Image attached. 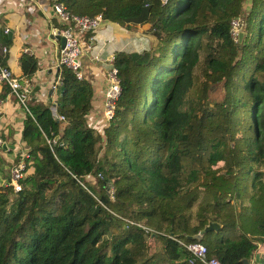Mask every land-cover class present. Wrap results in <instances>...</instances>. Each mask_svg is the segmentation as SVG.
Returning a JSON list of instances; mask_svg holds the SVG:
<instances>
[{"label":"trees","instance_id":"1","mask_svg":"<svg viewBox=\"0 0 264 264\" xmlns=\"http://www.w3.org/2000/svg\"><path fill=\"white\" fill-rule=\"evenodd\" d=\"M59 1L146 25L153 42L112 49L119 92L102 126L86 118L91 83L66 67L53 109L26 101L8 168L0 154V264H204L189 242L220 264H264V0ZM9 43L1 26L13 74ZM18 63L29 80L35 57ZM21 160L14 189L4 181Z\"/></svg>","mask_w":264,"mask_h":264},{"label":"crops","instance_id":"2","mask_svg":"<svg viewBox=\"0 0 264 264\" xmlns=\"http://www.w3.org/2000/svg\"><path fill=\"white\" fill-rule=\"evenodd\" d=\"M1 26L7 28L10 38L7 65L15 76L23 77L18 63L22 52H28L35 57L36 67L29 79L30 88H24L27 100L42 103L55 101L58 88L48 90L59 72L56 54L60 43L55 33L59 24L51 12L49 0H0ZM117 26L120 27L116 22L102 19L81 55V63L86 69L92 88V110L86 116L92 126L104 124L98 111L105 87L106 59L113 54L112 49L122 48L124 45V37L122 41L119 40L121 43L117 41ZM34 86L37 88L34 89ZM23 116V108L12 95L6 93L0 103V133L8 138L6 147L0 151L4 168H8L14 152L18 150L17 142ZM5 177L6 171L0 174V180Z\"/></svg>","mask_w":264,"mask_h":264},{"label":"built area","instance_id":"3","mask_svg":"<svg viewBox=\"0 0 264 264\" xmlns=\"http://www.w3.org/2000/svg\"><path fill=\"white\" fill-rule=\"evenodd\" d=\"M51 12L58 22L55 33L56 37H63V44L59 46L56 54V65L60 69L66 67L74 75V77L89 78L86 74V69L81 63V55L84 49V42L81 40L80 34L88 29H96L99 23L102 21L100 13L93 15H78L73 14L65 9L62 2L59 0H49ZM241 21L240 16H235L229 21V33L235 40L237 32L240 29ZM7 28L4 27V31ZM6 47L0 46V53H4ZM107 68L104 70L105 87L102 92L101 107L98 111L103 121H107L113 114L114 101L119 92V79L117 76V69L113 64V55H110L107 59ZM60 76L57 73L54 80L51 83V87L54 89L60 85ZM91 83V82H90ZM5 86L7 93L12 95L24 112H28L26 107L27 93L24 91L25 87L30 88V81L25 77H18L5 67L0 65V87ZM1 103V99H0ZM54 106H51L53 109ZM2 140L0 139V144ZM23 166L22 160L17 162L10 168L9 178H6L4 182L6 184H12L14 189L18 188L16 179L21 175V168ZM187 250L197 259L204 264H220L214 257L205 256V248L199 242L186 243Z\"/></svg>","mask_w":264,"mask_h":264},{"label":"rangeland","instance_id":"4","mask_svg":"<svg viewBox=\"0 0 264 264\" xmlns=\"http://www.w3.org/2000/svg\"><path fill=\"white\" fill-rule=\"evenodd\" d=\"M247 2V1H246ZM245 2V4H247ZM240 16V15H239ZM240 21H241V25H240V27H243V25H242V18H241V16H240ZM120 27H118L117 26V29H116V31H115V34H117L116 35V37H117V41L118 42H120L119 40H121L122 41V38L124 37V48H130V47H128V46H125L126 45V40H127V38H128V36H130V35H133L134 36V38H135V40L136 39H138V38H140V37H145V36H148V41H147V43L149 44H151L153 41H152V39H153V37H152V35L150 34V32H148V30H147V27H146V25H143V24H136L135 26H133V27H131V28H127V27H125V26H123V25H119ZM140 36V37H139ZM237 39V38H236ZM84 42V46H86V44H87V42H85V41H83ZM89 43V42H88ZM121 43V42H120ZM90 45V44H89ZM88 80H89V82H90V79L88 78ZM218 89H220V88H214V90H212V92H214L213 94L215 95V96H218L219 95V93H218ZM55 101H51V102H48V104L49 105H52L53 103H54ZM90 110H92V108L90 107V109L88 110V112L90 111ZM100 126H102V125H100ZM89 180H92V178H89ZM261 246V245H260Z\"/></svg>","mask_w":264,"mask_h":264},{"label":"water","instance_id":"5","mask_svg":"<svg viewBox=\"0 0 264 264\" xmlns=\"http://www.w3.org/2000/svg\"><path fill=\"white\" fill-rule=\"evenodd\" d=\"M242 35H243V30H242V27H240V29H239L238 32H237V36H236V38H237V42H240V41H241ZM58 38H59V43H60V45H62V44H63V37H62V36H58ZM36 88H37V86H34V89H36ZM51 89H53V87H50L48 91H51ZM61 90H62V86H59V88H58L59 93L61 92ZM0 145H1L2 148H5L7 144L5 143V141H2ZM217 226H218V225H217L216 222H209V223H207V224L203 227L202 230H200L199 232L195 233V234L192 236V238H193V239H197V240H199V238H200V234H201L203 231H206V230H209V229H212V228H216ZM243 264H247V262H246L245 259H243Z\"/></svg>","mask_w":264,"mask_h":264}]
</instances>
